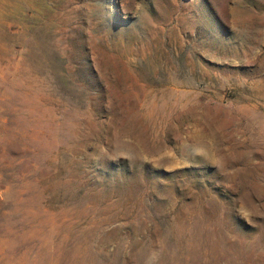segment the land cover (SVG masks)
<instances>
[{
	"label": "rangeland",
	"instance_id": "obj_1",
	"mask_svg": "<svg viewBox=\"0 0 264 264\" xmlns=\"http://www.w3.org/2000/svg\"><path fill=\"white\" fill-rule=\"evenodd\" d=\"M264 264V0H0V264Z\"/></svg>",
	"mask_w": 264,
	"mask_h": 264
},
{
	"label": "bare ground",
	"instance_id": "obj_2",
	"mask_svg": "<svg viewBox=\"0 0 264 264\" xmlns=\"http://www.w3.org/2000/svg\"><path fill=\"white\" fill-rule=\"evenodd\" d=\"M50 258H51L52 264H56L59 260V256H56V255H52V256H50Z\"/></svg>",
	"mask_w": 264,
	"mask_h": 264
}]
</instances>
